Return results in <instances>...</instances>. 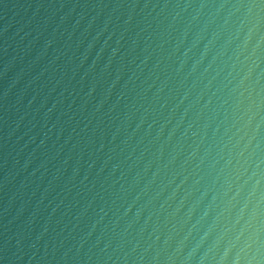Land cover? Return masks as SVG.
<instances>
[{
    "label": "water",
    "instance_id": "95a60500",
    "mask_svg": "<svg viewBox=\"0 0 264 264\" xmlns=\"http://www.w3.org/2000/svg\"><path fill=\"white\" fill-rule=\"evenodd\" d=\"M0 264H264V0H0Z\"/></svg>",
    "mask_w": 264,
    "mask_h": 264
}]
</instances>
